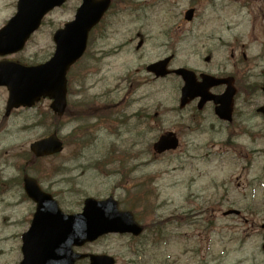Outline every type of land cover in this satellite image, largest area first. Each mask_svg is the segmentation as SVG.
<instances>
[{
  "label": "rangeland",
  "instance_id": "374dc122",
  "mask_svg": "<svg viewBox=\"0 0 264 264\" xmlns=\"http://www.w3.org/2000/svg\"><path fill=\"white\" fill-rule=\"evenodd\" d=\"M16 2L0 0V28L14 15ZM80 2L67 0L47 15L24 50L7 59L27 65L46 61L53 52V33L73 19ZM240 5L238 0H113L90 38L93 47L70 72L68 101L75 108L84 102L103 108L118 103L124 112L108 120L63 118L58 132L65 148L60 155L35 160L29 151L31 143L55 129L47 102L4 118L7 91L0 88V264L20 263L21 235L34 211L22 190L23 170L66 213H79L86 197L113 196L121 208L142 214L147 226L162 222L163 236L153 242L151 232L141 242L107 236L82 248L83 253L108 254L116 264H264L263 203L251 197V210L238 222L222 217L225 203L218 212L222 194L218 188L229 183L233 175L229 159L240 156L243 146L255 163L248 180L260 176L262 123L248 117L252 129L246 135L237 131L240 136L232 138L228 128L212 118L203 120L200 129L189 111L177 108L181 81L173 77L153 81L144 70L169 55H174L172 68L195 71L228 61L229 50H216L217 39L246 40L248 14L264 13V0H248L246 9ZM191 7L197 11L186 23L183 13ZM257 33L258 38L264 36L262 30ZM207 56L211 64L204 62ZM142 109L148 117L132 115ZM168 131L179 136V149L155 156L153 143ZM230 197L238 199L233 193ZM202 200L206 211H200ZM144 240L149 243L142 244Z\"/></svg>",
  "mask_w": 264,
  "mask_h": 264
},
{
  "label": "water",
  "instance_id": "95a60500",
  "mask_svg": "<svg viewBox=\"0 0 264 264\" xmlns=\"http://www.w3.org/2000/svg\"><path fill=\"white\" fill-rule=\"evenodd\" d=\"M65 0H18L16 14L0 29V57L21 51L30 36L39 28L43 17ZM110 6V0H82L74 20L57 31L53 36L56 45L53 57L45 64L25 67L14 62H0V87L8 91L5 116L19 107L31 108L40 99L52 101L51 109L62 116L66 105V73L77 62L86 49L88 33L102 19ZM192 11L186 14L190 19ZM169 59L153 64L147 71L156 77H164L169 72L166 65ZM184 81L181 107L188 99L205 95V91L196 85L191 72L180 69L173 72ZM209 99L205 96L204 100ZM223 117V115H222ZM225 117V116H224ZM178 142L173 134L162 135L153 145L156 153L175 150ZM36 158L56 155L62 152L63 144L53 134L30 145ZM23 189L26 196L36 204L35 214L30 228L22 235V261L20 264H75L88 259L89 264H114L112 258L101 255H80L73 247L97 240L110 234L142 233L130 212L118 210L113 198L96 201L88 198L84 201L81 214L65 215L57 202L42 192L37 182L25 177ZM264 228V226H263ZM264 241V238H263ZM264 251V243L262 246Z\"/></svg>",
  "mask_w": 264,
  "mask_h": 264
},
{
  "label": "flooded vegetation",
  "instance_id": "af4514ba",
  "mask_svg": "<svg viewBox=\"0 0 264 264\" xmlns=\"http://www.w3.org/2000/svg\"><path fill=\"white\" fill-rule=\"evenodd\" d=\"M112 1L113 0H111V3ZM210 1L213 2V0ZM250 20L252 35L258 19L253 18ZM96 31L97 27L91 31L90 38ZM89 46L88 49L93 47ZM221 48H224V51L229 50L228 61H226L225 58L223 61H218L215 63L212 68L206 66L203 69L197 71L199 80L202 79V77L210 76L214 78L213 81L224 82L213 86L208 91L210 96L215 97L216 103L207 102L201 108H199L198 104L200 99H196L183 110L189 111L190 115H192V123H194L195 126L198 125V128L200 129H202V127L199 125L207 118H212L215 122L226 126L229 130V138H232L237 134L240 136L237 131H240L242 135H246L248 131L252 129L249 125L248 117H254L258 119L260 123H262L264 130V44H260L255 51L248 49L249 47L247 50H245V48L240 50L235 46L223 45L218 39L217 49L220 50ZM163 59L164 58L160 60ZM236 61L238 62L236 63ZM171 62L168 66L170 71L175 69L171 67ZM209 62H206V64H211ZM145 75H147L148 78L150 77L151 80L153 79V81L165 80L170 77L176 78L174 75H169L165 78H155V76L152 74ZM227 91L229 93L232 91L234 95L232 98L229 120L224 121L216 116L215 107L222 106L217 100L221 99ZM67 95L69 98V93ZM68 98L66 106L68 110L67 112L69 116L74 117L76 115V105L74 103L70 104ZM258 98L260 99V103H258ZM227 99L228 98H224V101ZM45 101L50 107V104L47 100H42L38 104ZM261 108L262 111L260 113ZM120 112H124L123 109H120ZM147 112L148 111L145 109H142L138 110V114L133 113L132 115L138 116L139 118L140 115H143ZM49 116L52 118L53 125L55 127L53 131L59 130L61 126V118L57 115H53L52 113H49ZM145 116L148 117L146 114ZM195 118H197V120ZM262 141L264 143V140ZM241 149L244 151L240 156L229 159V163L232 164L233 170V175L231 176L229 183H222L218 188V190L222 192V194L219 196L220 198L218 199V212H220L222 207H225V203L227 207L224 212L236 211L239 213L224 216L226 218L232 217L235 222L240 221L243 217V214L251 210V208L248 206L251 202V197L253 199H257L264 205V161L260 168V176H255L253 182H251L248 180V174L254 170L255 163L252 158L249 157V154L246 153V147L243 146ZM232 193L235 197H238V199L230 197ZM202 203L203 204L201 205L200 211H206L205 201L202 200ZM236 205L240 206L241 208L237 209ZM263 224L264 221L260 225L261 237H263V230L261 228Z\"/></svg>",
  "mask_w": 264,
  "mask_h": 264
}]
</instances>
